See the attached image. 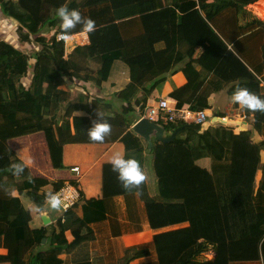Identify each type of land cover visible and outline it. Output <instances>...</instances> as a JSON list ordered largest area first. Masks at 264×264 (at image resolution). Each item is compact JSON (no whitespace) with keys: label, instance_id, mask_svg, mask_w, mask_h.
<instances>
[{"label":"trees","instance_id":"trees-1","mask_svg":"<svg viewBox=\"0 0 264 264\" xmlns=\"http://www.w3.org/2000/svg\"><path fill=\"white\" fill-rule=\"evenodd\" d=\"M240 3L0 0L3 13L34 26L30 34L37 43L27 52L0 38V177H12L20 184L17 196L11 195V186L0 185V264H69L61 257L69 248L67 234L78 242L92 239L93 225L106 218L107 200L128 193H136L143 201L154 235L151 248H125L122 264L140 258L145 260L133 264H230L258 259L264 264V112L243 109L252 128L238 134L230 129L211 134L206 123L170 124L166 127L168 139L152 137L151 147L131 129L159 81L154 67L173 47L171 28L181 24L179 12L196 18L190 29H197L200 35L188 41L190 45L200 43L205 48L204 39L209 38L210 47H215L219 38L205 19L210 21L228 8L238 11ZM65 4L96 22V30L87 33L88 43L75 46L68 54L65 41L56 39L60 31L56 10ZM253 12L252 5L241 7L240 18H250ZM135 29L138 32L133 33ZM80 31L82 26L77 25L68 35ZM115 60L127 65L130 80L114 93L123 102L120 110H104L102 99L86 83L100 86ZM195 64L202 67L198 60L185 64L186 83L169 96L192 109L206 108L209 91L205 87L209 84L204 85L203 67L199 70ZM260 97L264 98V92ZM77 110L86 115H73ZM98 113L111 125L104 141H120L125 155L139 162L145 180L125 189L110 163H105L101 198L81 197L47 228H32L30 221L48 202L47 194H56L65 183L34 176L28 165L21 175H14L12 164L22 160L9 141L40 133L50 166L62 168L66 144L96 142L86 130L100 119ZM158 123L164 125V118ZM147 179L154 180V193H150ZM77 207L80 214L75 212ZM176 225L181 227L164 230ZM208 246L214 257L203 259Z\"/></svg>","mask_w":264,"mask_h":264},{"label":"crops","instance_id":"crops-1","mask_svg":"<svg viewBox=\"0 0 264 264\" xmlns=\"http://www.w3.org/2000/svg\"><path fill=\"white\" fill-rule=\"evenodd\" d=\"M258 1L240 0L238 11L228 8L215 15L210 21L205 19L219 38L215 41V47H210L209 38L204 39L205 48L200 43L190 45L188 41H193L200 35L197 29H190L194 27L196 18L186 17L184 15L186 13L179 12L181 24L178 23L171 28L173 47L154 67V71L158 72L155 78H159V81L148 96L145 107L153 104L160 97H166L171 106L184 105L185 103H179L170 97L169 93L186 83L187 79L182 71L185 64L189 60H198L203 67L204 85L209 84L205 87L206 91H209L205 107L208 114L212 116L210 121L214 122L216 116H234L243 112L244 108L233 103L231 99L237 86L246 88L257 96L264 92V80L261 78L264 77V25L258 23L257 14L246 19H241L239 14L241 7L250 8L254 5L256 9ZM196 7L198 8L197 4ZM184 26L187 27L185 28L186 33ZM136 32L138 29L133 30V33ZM65 43V52L68 54L75 46L87 44L88 35L83 31L68 35ZM202 67L199 66L198 69ZM258 70L259 73H256ZM129 80L127 65L120 60H115L106 81L98 87L92 82L86 85L90 92L102 99L104 110L112 108L117 111L120 110L123 102L115 98L114 93L124 88ZM138 108L136 107V111ZM73 115L84 116L86 113L77 110L73 112ZM205 125L211 134H214L216 130H222L208 128L209 122ZM251 126L252 122L247 119L242 129L232 131L238 134L241 130L252 128ZM261 134L260 139H262L263 131ZM256 137L253 133V140ZM43 141V136L37 133L26 138L11 139L9 145L22 161H27L26 165L34 176L64 181V183L74 181L80 185L82 197L86 200L99 199L103 196V164L109 163L111 156L117 152L125 154L124 145L120 141L68 143L63 150V167L54 169L50 166L46 144ZM261 155L263 164L264 150ZM75 165L80 167L78 173L70 170L71 166ZM260 177L261 172H258L257 179ZM147 182L151 189L150 193H154V180L147 179ZM0 185L11 186L13 189L11 195L17 196L20 184L12 177H0ZM144 211V203L136 193L108 199L106 218L93 225L94 237L78 242L77 239L67 234L69 248L61 257L69 264L85 261L90 264H122L120 259L124 255L125 248L139 245H147L151 248L154 231L148 226ZM75 212L80 214V209L77 207ZM43 215L48 219L46 225L42 220ZM60 216L61 210L59 212L52 209L49 202H46L43 209L31 219L30 226L47 228ZM180 227L176 225L164 228V230ZM213 257V248L208 246L207 250L202 253V258L211 259ZM143 260L145 259H136L131 264L140 263ZM230 264H263V261L261 259L232 261Z\"/></svg>","mask_w":264,"mask_h":264},{"label":"clouds","instance_id":"clouds-1","mask_svg":"<svg viewBox=\"0 0 264 264\" xmlns=\"http://www.w3.org/2000/svg\"><path fill=\"white\" fill-rule=\"evenodd\" d=\"M56 15L60 20V31L56 35L57 40L66 39L70 30L74 29L77 25L82 26L84 33H91L96 30V22L93 19L82 16L79 10L71 9L66 4L61 5L56 10ZM231 99L233 103L238 104L244 109L253 112H264V98L257 96L246 88L237 86ZM86 131L91 141L103 142L106 136L111 133V125L100 117ZM26 163L27 161L13 163L11 167L14 175H21L24 172ZM109 163L113 171L117 173V179L125 189L139 186L145 180V175L141 170L139 162L133 157L126 156L122 152H117L111 156ZM47 199L50 207L55 210L69 206L68 202L62 200L52 192L47 194Z\"/></svg>","mask_w":264,"mask_h":264},{"label":"built area","instance_id":"built-area-1","mask_svg":"<svg viewBox=\"0 0 264 264\" xmlns=\"http://www.w3.org/2000/svg\"><path fill=\"white\" fill-rule=\"evenodd\" d=\"M260 1L261 0L256 3V12L259 16V18L257 17V20L259 24L264 25V21L262 19V14L264 16V2L261 3ZM258 12H260V14ZM67 38L63 39V41H66ZM141 117L147 118L155 123H158L160 117H163L165 124L162 126L165 129L168 125L179 122L194 123L199 125L209 122L208 128L213 127L216 129H230L233 131L242 129L248 119L245 113L241 112L239 114H235L234 116H216L214 117V122H211L210 119L212 116L208 114L207 108L192 109L187 104L182 106H171L166 97H160L153 104L145 107ZM70 170L74 173H78L80 171V167L76 165L71 166ZM56 195L69 203L67 208L60 209L62 215L63 212H65L82 197V192L78 183L66 182L57 191Z\"/></svg>","mask_w":264,"mask_h":264},{"label":"rangeland","instance_id":"rangeland-1","mask_svg":"<svg viewBox=\"0 0 264 264\" xmlns=\"http://www.w3.org/2000/svg\"><path fill=\"white\" fill-rule=\"evenodd\" d=\"M7 13H3L0 9V38L7 40L17 48H22L24 51H33L35 46H37V43L34 41L35 38L33 39L30 34L34 26L24 23L23 25L19 23L16 18ZM255 14H257V12H253L250 17H254ZM262 19L264 20L263 14ZM58 211L60 212V210Z\"/></svg>","mask_w":264,"mask_h":264},{"label":"water","instance_id":"water-1","mask_svg":"<svg viewBox=\"0 0 264 264\" xmlns=\"http://www.w3.org/2000/svg\"><path fill=\"white\" fill-rule=\"evenodd\" d=\"M254 6V5H252ZM132 131L137 134L139 137L143 138L148 146L151 147V140L154 137L155 140H167L166 129L153 121L148 120L147 118H139L131 127ZM43 223L48 224V219L45 215L42 217ZM42 242H45V238L42 239Z\"/></svg>","mask_w":264,"mask_h":264}]
</instances>
